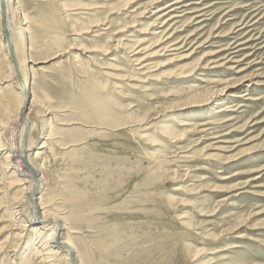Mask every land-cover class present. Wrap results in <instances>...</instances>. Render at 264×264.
I'll return each mask as SVG.
<instances>
[{
  "label": "rangeland",
  "instance_id": "374dc122",
  "mask_svg": "<svg viewBox=\"0 0 264 264\" xmlns=\"http://www.w3.org/2000/svg\"><path fill=\"white\" fill-rule=\"evenodd\" d=\"M172 1L16 0V51L38 96L33 195L69 225L80 264H264V0H189L203 15L163 33L156 10ZM2 37L0 102L15 110ZM20 184L0 175V264H39L45 247L31 249L32 228L9 238Z\"/></svg>",
  "mask_w": 264,
  "mask_h": 264
},
{
  "label": "bare ground",
  "instance_id": "6f19581e",
  "mask_svg": "<svg viewBox=\"0 0 264 264\" xmlns=\"http://www.w3.org/2000/svg\"><path fill=\"white\" fill-rule=\"evenodd\" d=\"M187 1L189 0H174L164 7L156 10V14L159 13V15H157L159 16V18H166L162 22H160L159 20L158 21L165 25L168 24L167 28L163 30V33L164 31H167L171 26L173 27V25L177 24V18L183 17L188 14L196 15L202 13L201 11L203 10L195 9L198 8V6L193 7V5H199L198 3L185 4ZM16 5V0H13V5L12 0H0V28L2 31V38L4 40L3 48L5 49V56L10 59V62H12L10 63L11 66L13 64V75L17 80V88L19 90L21 98L19 103H17V109H15L17 115L15 114V116L13 115V112L15 110L11 109L7 103L0 102V133L1 131H3L7 135V130H10V133L8 134L9 136H6L7 138L5 139L7 146L3 147V145L2 149H0V154L2 155V160L0 163V175L2 176V180L4 182L7 181L8 190L21 185V182L27 184V186H24L23 184V196L16 195L9 198L7 197L8 199L5 205V211L7 213L6 215L8 217L10 225L9 238L13 240L21 239L23 236V232L26 231L24 228H32L33 231H35V240L31 249L35 251L36 246L34 245H37L40 242L41 245L42 243L45 245V247H43L42 249L43 251H36L37 253H35L33 256L35 258L38 257L39 264H80V261L78 259L79 254L75 251L69 238V234H71V228L69 227V225L65 223L60 224V220L58 219V217L49 218V215L44 214V207H42L43 203H38V201H40L39 198L33 195V193H36L38 189H40V182L42 181V178H39L38 169L35 168L32 163V159L28 154L30 138L34 129V124H32L29 118V111L31 112L32 110L37 109L38 96L37 93L30 92L28 82L23 75L24 69L22 63L18 59L16 51V35H18L19 33L16 28H12L11 26L12 12L19 10L18 6ZM179 12L181 13L178 14ZM182 13H184L183 16L181 15ZM202 15L203 14L196 15L195 18H199ZM107 29L108 28H106V30ZM85 33L88 32L82 31L79 35ZM5 34L8 36V41L5 37ZM173 34L174 32L169 35L168 33H166V38L163 44L168 45L172 41L171 39L173 38ZM178 46L179 42H174L167 46L166 49L168 50V52L178 51L182 48ZM130 49V53H134L133 57L140 52V50H138L139 46L133 45L130 47ZM135 61V66L142 65V60ZM141 69H143V66H141L137 70ZM0 81V86L4 85V83L6 82H9L6 79L4 81ZM224 111H227L226 108H220L216 110V113H223ZM3 139L4 137L2 138V136L0 135V144L3 143ZM37 157L38 153H35V158ZM19 216L23 217L25 222L24 225L18 226L16 224L18 219L20 218ZM50 228H52L51 232L47 235V238H44V236H42L43 232L46 229ZM14 230H17L18 233L13 234ZM8 252H15V249L9 250L5 253V256L7 258L9 257ZM63 253H65V255H63L62 262H60V256ZM7 260L10 261L9 258Z\"/></svg>",
  "mask_w": 264,
  "mask_h": 264
},
{
  "label": "water",
  "instance_id": "95a60500",
  "mask_svg": "<svg viewBox=\"0 0 264 264\" xmlns=\"http://www.w3.org/2000/svg\"><path fill=\"white\" fill-rule=\"evenodd\" d=\"M5 37H6L7 41H8V36L6 34H5Z\"/></svg>",
  "mask_w": 264,
  "mask_h": 264
}]
</instances>
